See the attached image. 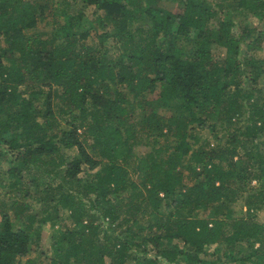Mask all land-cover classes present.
<instances>
[{"label":"trees","instance_id":"trees-1","mask_svg":"<svg viewBox=\"0 0 264 264\" xmlns=\"http://www.w3.org/2000/svg\"><path fill=\"white\" fill-rule=\"evenodd\" d=\"M58 2L0 0V264H264V29L233 16L264 0ZM61 209L53 256H28Z\"/></svg>","mask_w":264,"mask_h":264},{"label":"rangeland","instance_id":"rangeland-1","mask_svg":"<svg viewBox=\"0 0 264 264\" xmlns=\"http://www.w3.org/2000/svg\"><path fill=\"white\" fill-rule=\"evenodd\" d=\"M58 1H59L58 5L64 6V5H66V3L68 1H69V3H72L73 0H58ZM233 16L237 20L241 19V20L249 22L252 25H258V27L264 29V21H262L251 10H247L245 12H240V13H234ZM50 27H51L50 23H48V21L46 20V21L40 22L38 27L35 29H32L31 31H34V32L40 31L42 33H45L47 31H49ZM89 41H91L92 43L97 42V37L95 36V34L91 35L89 37ZM107 50H108V55L110 57H112L114 59H117L119 57L120 47L115 45V43H113L111 40L107 41ZM243 51L244 52L246 51V48H244V46H243ZM256 54L257 55H264V48L257 49ZM245 70H246L245 74H247L249 67H247ZM21 88L26 89V91H27L26 94L29 95V93L32 91V89H35V86H33V85H31V86L22 85ZM36 89H37V87H36ZM45 89H48V87L45 86ZM55 97L56 96H54L53 99ZM38 102H39V104H41L43 102V97H41L38 100ZM41 105H43V104H41ZM55 109H56V112L58 113L59 108L57 105L55 106ZM247 119H248V113H245L244 116L237 123V127H241L242 125H244V123L246 124V121H248ZM200 134H201L202 138H205V137L210 138L212 140V144L218 143L217 142L218 140L213 138V134L210 132V130L203 129V130H201ZM219 135H223L224 138H226L227 134L223 128H219ZM162 141H163V138H162ZM5 147H7L6 144H4V143L0 144V150L4 149ZM147 149H149V146H146L143 144L136 146V151H138L140 153L145 152ZM64 152L70 158L71 156L78 153V148L77 147L66 148L64 150ZM9 167H10V159L5 158L2 155V153L0 152V179L4 180L2 185L0 186V198L3 200H7L8 202H11L12 197H14L13 195L16 192V190L12 187V185H13L12 181H14V179H12V176L9 175V173L5 172ZM185 172L188 173L189 169L186 168ZM84 174H85V172L83 171L82 175H84ZM40 175H41L42 183L45 182L43 179H49V177H46V176L43 178L44 172H40ZM184 181L188 184H191L192 178L190 176L185 177ZM258 187H259V183L257 182V180H252L250 182V184L247 185L246 190H243L239 193L238 199L233 204L235 207V213L237 215L242 214L244 212V210L247 208V206H248L246 204L247 195L252 193L253 191H256L258 189ZM33 205H34V209L39 213V215L42 216L44 214L43 207L45 206V204L44 203L42 204V203L37 202V201H33ZM92 211H94V213L96 215L98 214V212L96 210H92ZM10 212L13 215L15 214V211L13 208L10 209ZM256 212L258 214V219L260 221H264V207L256 209ZM59 213H60L61 217L59 218V220L56 221V223L48 222L45 225H43L40 248L38 250L32 251L28 256L33 257L34 259H37L38 261H42V262H44V261L47 262L49 260V258L51 256H53V254H54L53 247H52L53 235L59 234L66 227L73 225V220L69 216V214H68L69 212L67 210L61 209ZM198 213L200 214L201 210H199ZM101 218L102 217H100L99 220H96V221L102 222L103 220ZM112 231H114L115 234L123 233L125 235L124 228L115 229V227H114L112 229ZM134 249H137V247H134ZM143 253L144 252H142L140 254H143ZM147 255L148 256L156 255V252H155V250L149 248ZM107 260H109L108 257H107ZM167 263L168 262L166 260L162 259V264H167ZM174 264H184V263L181 262V263H174Z\"/></svg>","mask_w":264,"mask_h":264}]
</instances>
